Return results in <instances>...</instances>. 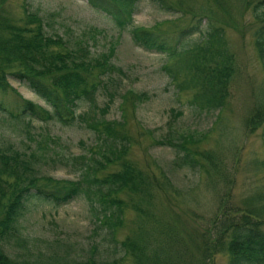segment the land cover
Returning <instances> with one entry per match:
<instances>
[{
	"label": "trees",
	"instance_id": "1",
	"mask_svg": "<svg viewBox=\"0 0 264 264\" xmlns=\"http://www.w3.org/2000/svg\"><path fill=\"white\" fill-rule=\"evenodd\" d=\"M93 7L102 10L119 28L130 27L133 43L145 50L177 56L179 68L184 69L187 79L177 80L179 70L164 67L172 83L179 90L192 88V103L199 110H220L230 94V80L235 71L234 55L224 41V26L229 24V9L223 0L222 14L204 11L192 12V22L179 27L174 37L163 32L145 29L133 24V15L139 0H87ZM163 11L183 14L186 0H177L176 5L164 0H153ZM218 1V0H217ZM9 0H0V111L16 121L31 124L33 120H57L64 124L75 119L85 122L96 132L97 144L89 148L97 157L80 154L72 158V164L79 165L81 173L77 179H56L43 171V165L68 159L51 156L48 142H56L49 134H40L35 147L21 149L12 142L0 145V264H193L186 254L184 243L168 225H159L148 217L143 202H151L155 187L172 188L175 193H186L176 188L163 173V179L155 174L143 172L126 160L128 138L122 130L125 117L121 120H102L93 113L76 114L82 100L94 102L96 91L103 88L108 96L102 108L94 107L105 114L117 93L119 81L112 76L117 67L111 62L112 50L94 53L89 39L84 36H62L48 33L43 28L42 18L37 12H28L31 2H24L25 24L15 19L7 6ZM221 3V2H220ZM28 4V5H27ZM264 0L253 8L256 25L253 37L258 56L264 68ZM189 9L190 7H187ZM221 21V22H220ZM92 32H101L93 27ZM92 33V35H94ZM194 33L204 37L202 44L187 48L186 40ZM94 38V36H91ZM184 53L193 55L191 61H184ZM183 55V56H182ZM102 73L105 78L94 80L93 73ZM26 83L46 104L47 108L25 99L14 88L9 77ZM101 77V76H100ZM90 78V79H89ZM91 80V81H90ZM100 80V82H99ZM111 85V86H110ZM9 89L21 99L19 112L14 113L1 94ZM139 100L148 98L146 93L137 94ZM254 115L247 119V128L252 131L262 128L264 142V102H260ZM180 113L171 109L169 130L172 121ZM95 115V116H94ZM158 145H168L177 152L173 163L200 171H212L215 156L211 151L197 150L192 134L179 133L178 137L157 138ZM120 162V169L99 176V170L107 163ZM136 194L139 203L132 208L138 212L137 230L131 236L118 241L121 254L118 257L101 256L97 244L90 245L81 253L74 243L56 238L44 247L24 231V220L31 209L40 202L61 205L79 195L88 200L93 230L97 233L107 227L110 239L117 226L122 224L123 201L120 194ZM137 198V197H136ZM250 200V209L222 206L212 231L202 235L201 257L194 264H211L212 255L223 252L228 255L227 264H264V207Z\"/></svg>",
	"mask_w": 264,
	"mask_h": 264
},
{
	"label": "rangeland",
	"instance_id": "2",
	"mask_svg": "<svg viewBox=\"0 0 264 264\" xmlns=\"http://www.w3.org/2000/svg\"><path fill=\"white\" fill-rule=\"evenodd\" d=\"M28 12L40 14L46 32L66 36H84L91 44L94 53L112 50L111 62L117 67L111 73L119 81L117 93L110 103L109 110L102 114V108L108 100L103 88L96 91L94 102L82 100L76 114L89 113L109 121L125 117L122 130L128 138L126 160L143 172L155 174L163 179V173L172 184L186 193H175L172 188L153 189L151 202H143L148 207V217L153 216L156 224L168 225L173 234L184 243L189 261L193 264L201 257L200 245L202 235L212 231V222L222 206L250 209V200L256 197L255 203L264 207V142L262 128L250 131L247 119L254 115L260 102H264V68L255 47L253 29L256 19L253 8L260 0H225L229 9V24L224 26V41L234 55L235 71L230 80V94L220 110H199L192 103V88L177 89L164 67L179 70L177 80L188 76L179 68L177 56L168 57L166 53L145 50L135 45L131 39L130 27L118 28L100 9L90 5L87 0H9L8 10L12 16L25 24L27 21L24 2ZM176 5L177 0H164ZM187 7L182 6L183 14H170L158 8L153 0H139L138 9L133 15L136 26L163 32L174 37L175 31L192 22V12L210 8L212 12L222 14L223 0H186ZM221 2V3H220ZM264 9V6L262 7ZM221 22V21H220ZM95 27L101 32L94 33ZM94 33V35H92ZM94 36V38H91ZM204 37L194 33L186 40L187 48L202 44ZM183 56V55H182ZM193 55L184 53L183 60L191 61ZM103 73V72H102ZM95 71L92 79L105 78ZM101 76V77H100ZM90 79V78H89ZM99 80V82H100ZM11 85L25 98L34 103L48 107L47 104L24 82L10 76ZM91 81V80H90ZM111 86V85H110ZM146 93V100H139L137 94ZM10 109L17 113L21 99L9 89L1 94ZM171 109L177 113L169 130ZM94 115V116H95ZM179 133H190L195 142L191 145L197 150L211 151L215 156V167L207 173L187 166H176L173 161L177 152L168 145H158L157 138L178 137ZM40 134H49L56 142H48L52 156L68 159L43 165V171L56 179H77L81 169L72 164V158L80 154L95 156L89 148L98 140L96 132L88 128L84 121L75 119L72 123L57 120H33L31 124L16 121L5 112L0 111V145L12 142L21 149L35 147ZM120 162H110L98 175L120 169ZM122 224L115 229L110 239L108 229L102 226L94 232L88 200L82 194L68 203L55 205L40 202L26 215L24 231L34 244L44 247L47 242L62 238L76 245L81 255L90 245L97 244L101 256L118 257V241L131 236L137 230L138 212L132 203H139L136 194L123 192ZM137 197V198H136ZM140 215V214H139ZM264 226V225H263ZM211 264H227L228 255L218 252L212 255Z\"/></svg>",
	"mask_w": 264,
	"mask_h": 264
}]
</instances>
